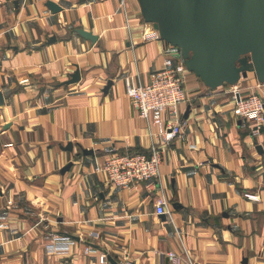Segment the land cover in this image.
<instances>
[{"label": "crops", "instance_id": "0c3cea01", "mask_svg": "<svg viewBox=\"0 0 264 264\" xmlns=\"http://www.w3.org/2000/svg\"><path fill=\"white\" fill-rule=\"evenodd\" d=\"M47 1L0 0V264H102V253L178 264L170 251L179 264H264V125L253 136L233 99L235 90L264 97V82L250 73L233 91L211 89L189 71L184 136L165 148L158 182L116 187L96 167L153 143L125 78L149 83L167 46L144 39L155 29L138 0L126 11L121 0H51L58 12ZM77 67L80 80L64 84ZM161 194L170 215L156 212ZM51 233L77 243L49 253Z\"/></svg>", "mask_w": 264, "mask_h": 264}, {"label": "water", "instance_id": "95a60500", "mask_svg": "<svg viewBox=\"0 0 264 264\" xmlns=\"http://www.w3.org/2000/svg\"><path fill=\"white\" fill-rule=\"evenodd\" d=\"M138 3L144 21L158 31L161 40L180 50L187 69L207 87L235 85L250 73L264 82V0H138ZM46 4L54 12L62 9L51 0ZM77 31L97 40L92 32L82 28ZM55 39L53 36L49 40ZM80 78L77 67L64 84L78 82ZM4 102L0 91V106ZM63 147L73 150V143ZM82 151L93 154L92 149ZM71 165V162L65 165L61 172L65 173ZM173 206L177 208L179 203ZM107 256L118 264L111 255Z\"/></svg>", "mask_w": 264, "mask_h": 264}, {"label": "built area", "instance_id": "2783aa9c", "mask_svg": "<svg viewBox=\"0 0 264 264\" xmlns=\"http://www.w3.org/2000/svg\"><path fill=\"white\" fill-rule=\"evenodd\" d=\"M120 5L123 10H127L126 0H121ZM156 38H159L157 30L145 34L144 37L145 40ZM188 72L180 50L169 45L163 67L152 72L149 83L136 82L132 76L125 78L127 96L137 108L139 116L146 120L147 134L153 143L148 153L112 154L96 167V171L106 174L112 185L127 188L145 180L158 182L165 148L184 136V121L180 116V106L188 99L185 86ZM27 81L28 78H25L20 82L23 84ZM260 84L261 82L258 81L256 86ZM233 99L234 111L242 124L252 122L251 134L253 136L260 134L264 125V97L257 91L242 95L235 90ZM207 163L209 160H204L200 164ZM246 196L249 199H257L253 194H246ZM155 206L157 214H171L169 201L164 194L157 197ZM76 243L77 240L70 235L51 233L46 249L53 254H68ZM87 250L91 252L94 249L89 247ZM167 256L178 264L183 259L175 251L168 252ZM100 261L102 264H107L109 262L107 254L102 253ZM121 263L134 264L128 255ZM188 263L197 264L190 258Z\"/></svg>", "mask_w": 264, "mask_h": 264}, {"label": "rangeland", "instance_id": "374dc122", "mask_svg": "<svg viewBox=\"0 0 264 264\" xmlns=\"http://www.w3.org/2000/svg\"><path fill=\"white\" fill-rule=\"evenodd\" d=\"M253 76H254V75H253ZM254 78H255V76H254ZM246 79H248V78H242V79H241L242 82H243L242 86L247 82ZM255 79H256V78H255ZM223 88L227 89V91H233V90H235V89H234V85H231V84H228V83L224 84V85H223Z\"/></svg>", "mask_w": 264, "mask_h": 264}, {"label": "trees", "instance_id": "16d2710c", "mask_svg": "<svg viewBox=\"0 0 264 264\" xmlns=\"http://www.w3.org/2000/svg\"><path fill=\"white\" fill-rule=\"evenodd\" d=\"M143 18V17H142ZM144 20V19H143ZM165 44H166V46H169L170 44L169 43H167V42H165ZM226 84V83H225Z\"/></svg>", "mask_w": 264, "mask_h": 264}]
</instances>
